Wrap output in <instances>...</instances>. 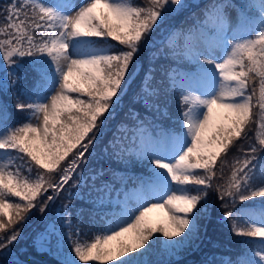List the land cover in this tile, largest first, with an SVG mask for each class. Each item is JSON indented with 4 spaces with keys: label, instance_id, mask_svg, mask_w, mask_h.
Segmentation results:
<instances>
[{
    "label": "snow or ice",
    "instance_id": "obj_1",
    "mask_svg": "<svg viewBox=\"0 0 264 264\" xmlns=\"http://www.w3.org/2000/svg\"><path fill=\"white\" fill-rule=\"evenodd\" d=\"M191 6L185 0H10L0 10L5 74L0 93L24 58L36 74L33 87L17 96L15 109L27 113L22 121L10 124L7 105L0 102V252L11 257L4 264H23L11 246L34 210L50 211L65 186H80L133 85V102L155 109L172 127L146 137L144 118L129 110L116 131L130 132L133 142L139 137L135 155L149 163L150 174L122 200L108 201L113 210L95 230L82 227L83 213L73 220L70 205H61L66 245L57 249V264H155L151 250L161 238L169 254L200 239L216 200L219 219L233 234L259 238L244 259L220 264H264V210L235 208L237 199L260 197L264 203V156L259 155L264 153V0H248L242 7L231 0L205 5L202 19H194L187 34L168 24ZM161 33L167 43L160 40L163 46L157 47ZM146 51L153 53L150 63L189 59L196 70L179 78L165 68L159 82L150 70L137 80ZM172 91L179 94L175 119L167 104ZM251 135L256 142L243 148ZM123 139L114 134L108 142L117 156L126 150ZM238 144L242 158L235 159L226 181L213 187ZM103 176L100 171L92 179ZM96 191L103 206L107 183ZM154 212L160 216L155 222Z\"/></svg>",
    "mask_w": 264,
    "mask_h": 264
},
{
    "label": "trees",
    "instance_id": "obj_2",
    "mask_svg": "<svg viewBox=\"0 0 264 264\" xmlns=\"http://www.w3.org/2000/svg\"><path fill=\"white\" fill-rule=\"evenodd\" d=\"M218 1L222 0H185L186 4H191L192 6L186 7L179 14L175 15L172 19H170L168 24L170 26H176L177 28L182 29L183 32H185L186 30L189 31L193 20L197 17H200V14L204 11V6ZM241 1L244 2L245 0ZM9 3L10 0H0V10L6 8ZM197 5H199V7H197ZM2 20L3 16L0 15V21ZM160 40H164L166 44V34L161 33L157 37V47H162V45L160 44ZM144 56L149 58L150 52L146 51L144 53ZM29 59L30 58L23 59L21 70L17 72L16 76L9 78L7 91L4 93H0L2 102L6 100L8 94L13 95V98L15 99L9 101L7 104L14 110H16L15 104L17 103V96L21 90L20 88H18V86L24 84L25 82H31L36 79V74L31 70V68L28 67ZM177 61H182V59H178ZM163 65L165 66L164 63ZM165 68L166 67H164V69ZM161 74V76H163L164 72L162 71ZM4 75V72L0 70V81L4 79ZM161 76H155L157 82H159ZM13 79L17 81L14 85L11 83ZM136 89V85H133L131 88H129L127 95L124 97L123 105L121 106L122 108L117 109V117L115 116L116 118H114L110 123V125H112L111 130L115 133V135L117 137H124L123 146L126 150L121 155L117 156L114 154L117 149H114L111 145L104 147L100 150L103 155L102 164L95 169H91L92 166H88V168L82 173V182L79 187L69 188L68 186H65V190L60 193L57 202H54L50 205V211L46 210V213H40L39 211L34 210V215L32 216L30 222L26 224L25 227H23L22 236L20 238L27 239L28 242L32 245L30 246V249H24L20 247L19 252L22 253L32 251L35 257L39 256L40 254H43L44 256L48 255L50 258L47 261L50 260L51 262H48L47 264H53L52 262L57 263V261L55 260V257L58 256L57 249L63 248L66 245V242L64 241L60 230L59 217L60 215H62L61 205H70L69 211L73 214V220H75L76 216L83 213L82 227L84 229L92 228L93 230H95L96 228H98V226L103 225V223L105 222V214L108 213L106 212L108 209L104 207L109 206L107 202H105L103 206H100V204H87L92 203L93 201H97L98 193L96 189L103 183H107L109 193L113 195L116 192H121L123 190L121 186L122 181L124 186L127 187L130 182H139L140 178H142L141 174H146L149 172L147 165L148 162L138 159L135 155V152L139 149V139L133 142L131 140L130 132L122 134L116 131V126L118 128L121 121H123L122 114L126 110H128L130 102L132 100V96L136 92ZM178 95L179 94L177 92L172 91L167 97V104L170 106V114L172 115L173 119H175L174 115H176L178 110ZM135 111L139 112L140 115L144 118L145 122L150 124L153 133H160L161 130H168L172 127V122L169 119L155 113V109L145 110L143 103L138 104ZM22 113L23 112L14 111L12 114V118L17 116L20 117ZM117 119L119 123H117ZM129 123L131 126V122ZM256 130L257 129L255 128V125H253V132H255ZM253 142H256V137L254 135H251V139H246L242 142V147L246 149L247 146ZM240 147L241 145L238 144L231 150L226 158V163L223 168V179L219 178L221 176V173L218 170V179H214L213 187H215L217 183H224L230 176L231 168L235 159L242 158V152L237 151V148ZM130 148L132 150L130 151V153H127ZM96 154H98V152H96ZM261 154L262 153H260L259 155ZM219 167L220 165L218 162L217 168L219 169ZM100 171H103L104 173L103 179L98 178L94 181L92 177ZM124 179H127V181L124 182ZM215 195L216 194L214 191H210V196L213 199H215ZM260 199L262 198L256 197L253 198L252 201H245L243 203H241L237 199L235 208L242 209L250 205L251 203L258 202ZM219 205L220 201L216 200L211 221L206 222L207 227L205 229V233L203 234L204 237L200 239L199 244L200 246H202L204 244L210 245L219 243L221 245V250H210V252L205 256L199 257L198 261L195 260L193 264H204L206 260L214 261L215 264H220V261L227 259L235 261L238 260L245 251H248L251 247H253V243L247 240L248 237H242L233 234L230 231V224L225 223L223 220L219 219V216L222 214V210H220ZM53 223H55L54 232ZM243 223L244 222L241 221V224ZM46 229L47 231H45ZM63 231L66 232L67 229L65 228ZM49 246L51 248L50 251L48 250ZM191 257H193L192 252L188 255V258ZM40 263L44 264L42 263L41 258ZM28 264L35 263L29 262ZM189 264L192 263L189 262Z\"/></svg>",
    "mask_w": 264,
    "mask_h": 264
},
{
    "label": "rangeland",
    "instance_id": "obj_3",
    "mask_svg": "<svg viewBox=\"0 0 264 264\" xmlns=\"http://www.w3.org/2000/svg\"><path fill=\"white\" fill-rule=\"evenodd\" d=\"M238 10L239 9H237V11ZM229 11L231 12L232 10L229 9ZM233 15H235L234 12H233ZM236 26H237L236 24L233 25V27H236ZM200 39L203 40L204 37H200ZM113 42H114V44L116 43L115 41H113ZM152 55H153V53L150 52V57ZM140 63H142V65H143V71H141L139 76L137 77L138 80H139L140 77L146 75L150 70H154L155 76L159 77V76H161V72L163 71V69L165 67L163 65V62L161 63V62L153 61V62L150 63L149 59L147 57H145V56H144V59L142 61H140ZM184 68L185 69L179 70V72H177L175 75L177 77H179V78H182L184 75L192 73V72H195V70H196V67L195 68H191V67L184 66ZM26 88H32V87L27 86ZM38 88H39V85H37V89ZM136 91H137V89H136ZM20 98L25 103L29 102L23 96H20ZM138 104H140V103H134L133 100H131L130 106H129L128 110H126L127 112L126 111L125 112L128 113V111L130 109H134L135 110L136 107L138 106ZM122 105H123V103H122ZM121 106L118 109L122 108ZM125 112L122 114V120L126 119V113ZM26 115H27V113H25V112L22 113V115H21L22 120H23V118ZM116 115H117V111H116ZM176 116H175V118H176ZM5 117H7V115ZM116 121H117V123H119L118 119ZM111 122H112V120L110 121V123ZM111 129H112V125H110L109 128L105 129V135L101 138L103 143L99 144L98 147H97V150H96V152H98V154H96V152L93 154L94 157H95V160H94L93 163L89 164V166H92L91 169L92 168L95 169V168L99 167L102 164L103 155H102L100 150L103 149L104 147L110 146V144L108 142L110 140H112L113 135L115 134ZM116 129H117V126H116ZM147 165H148V170H149V167H150L149 163ZM136 187H138V186H136ZM136 187H131L129 192H131V190L136 188ZM104 195H108V193L105 192ZM59 196H58V198H59ZM58 198L54 202H57ZM113 199H114V201H116L117 197H114ZM54 202H52V203H54ZM153 202H155V201H153ZM245 210L249 211V212H259L261 210H264V206H262L259 211L254 210V208L245 209ZM151 215H152V219H153L154 222L157 221L158 219H160L159 214L156 213V212L152 213ZM30 220L27 222V224L30 222ZM23 227H25V225ZM205 229L206 228H201L200 239L204 237L203 234L205 233ZM200 239L197 240L196 243L190 248L181 249L175 254H169L165 250L163 238H161V240L158 242V245L156 244L154 246V249L151 250L152 251V255H151L150 259L153 262H155V264H183V263L184 264H189V262H191L193 264L195 262V260L198 261L199 257L205 256L206 254H208L210 252V250H215V251L221 250V245L219 243H214V244H210V245L209 244L208 245L204 244V245L200 246V244H199L200 243ZM26 240L27 239H19L18 242L13 244V246H11V252L13 253V255L16 258H18L21 261H23V264H28L29 262L35 263V264H41L40 263V258L42 260V263H44V264H47L48 262H51L50 260L47 261L50 258L48 255L44 256L43 254H40L39 256L35 257L34 253L32 251L22 252V253L19 252L20 247L24 248V249H30V246L32 244H30L28 242V240L27 241ZM191 252L193 254V257L188 258V255L191 254ZM0 254H2V255H0L1 256L0 257V264H4L5 260L11 259V257L7 256L6 253L0 252ZM199 254H200V256H199ZM58 259H59V256L55 257L56 261H58ZM145 259H149V257H145ZM156 262H158V263H156ZM52 263L53 264H57L56 262H52ZM110 264H115V262H110Z\"/></svg>",
    "mask_w": 264,
    "mask_h": 264
},
{
    "label": "bare ground",
    "instance_id": "obj_4",
    "mask_svg": "<svg viewBox=\"0 0 264 264\" xmlns=\"http://www.w3.org/2000/svg\"><path fill=\"white\" fill-rule=\"evenodd\" d=\"M163 246V245H162Z\"/></svg>",
    "mask_w": 264,
    "mask_h": 264
}]
</instances>
